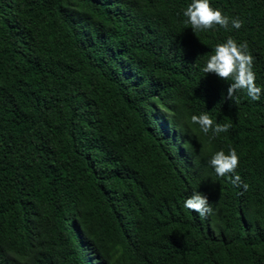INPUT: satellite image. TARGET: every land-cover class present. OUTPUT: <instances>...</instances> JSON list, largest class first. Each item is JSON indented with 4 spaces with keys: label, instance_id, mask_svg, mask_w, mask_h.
<instances>
[{
    "label": "trees",
    "instance_id": "obj_1",
    "mask_svg": "<svg viewBox=\"0 0 264 264\" xmlns=\"http://www.w3.org/2000/svg\"><path fill=\"white\" fill-rule=\"evenodd\" d=\"M191 2L0 0V264H264V0H209L243 26L195 33ZM228 37L258 101L201 70Z\"/></svg>",
    "mask_w": 264,
    "mask_h": 264
},
{
    "label": "clouds",
    "instance_id": "obj_2",
    "mask_svg": "<svg viewBox=\"0 0 264 264\" xmlns=\"http://www.w3.org/2000/svg\"><path fill=\"white\" fill-rule=\"evenodd\" d=\"M183 15L187 18L185 24L191 25L194 33L210 30L216 26L230 30V23L231 27L237 30L243 26V21L239 18L230 19L219 9L211 7L209 0H192ZM253 63L254 57L248 51L247 42L238 44L235 39L228 37L226 42L215 45L213 53L209 55L201 70L206 74H215L223 81H231L226 95L222 94V99L238 101L239 97L236 93L244 90L251 100L258 101L262 89L256 86ZM191 122L199 125L200 130L206 135L211 131L213 137L227 132L230 128L229 124L214 123L207 113L192 115ZM208 163L218 176L224 177L235 173L239 165V157L236 150L230 148L227 154L223 150L214 153ZM230 179L234 185L241 184V177L238 174ZM247 187V184H243L245 190ZM184 207L197 213L201 218L214 214L207 196L199 192H194L188 197L184 202Z\"/></svg>",
    "mask_w": 264,
    "mask_h": 264
}]
</instances>
